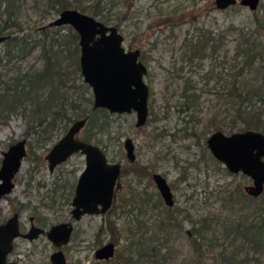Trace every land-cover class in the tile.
<instances>
[{"label":"rangeland","instance_id":"1","mask_svg":"<svg viewBox=\"0 0 264 264\" xmlns=\"http://www.w3.org/2000/svg\"><path fill=\"white\" fill-rule=\"evenodd\" d=\"M150 1L139 0L132 12L133 18L140 15L141 21L145 20L147 10L152 14L148 22L154 25L149 31H137L138 28L130 25V22L119 30L125 37L126 48H138L141 52L144 49V57L140 60L148 67L145 81L150 88L149 118L145 126L138 128L135 126V112L119 114L107 110L111 133L109 136L99 135L97 139L104 141L110 160L122 162L125 174L118 181L115 205L106 214L86 215L81 220H74L72 241L65 249L68 264H126L129 255L144 264H195L198 252L194 248L193 237L188 233L191 219L198 220L209 215L218 222L222 218H238L254 209V204L247 205L239 201L237 191L239 187L244 189L245 185L250 184L251 179L242 173H231L214 158L207 146V138L213 131H207V126L210 116L215 113L224 116L233 107L231 98L224 93V85L230 78L227 68L223 69L221 64L218 67L216 65L220 54L228 49L231 54L236 41V35L228 30L229 26L236 24L253 28L254 15L264 13V0H261L256 11L242 5L240 0L225 10L218 9L214 0ZM45 5L44 0H20L15 15L24 30L14 35L25 37L29 43L26 48L12 50L5 43L0 45L2 80L41 69L45 64L44 48L51 50L53 46L55 50H61V57L67 54L60 42L76 30L71 25L51 26L50 23L59 17L60 12L48 10ZM187 14L190 15L189 19L185 18ZM167 15L173 17V20L168 19ZM161 18L168 20L161 23ZM194 20L198 27L213 29L215 36H221L222 39L217 40L220 44L218 56L203 59L201 66L192 73L197 83L196 93L200 96L199 108L194 113L200 121L192 119L191 123H186L191 117L180 111V81L177 80L178 72H175L174 66L178 69L184 65L185 70L189 69L188 64L183 62L182 43L185 37L196 38L201 33L190 25L189 22ZM134 37L138 38L136 42L142 43V48L130 45ZM79 40L78 59L81 55ZM9 50L12 51L11 60L6 55ZM64 61L66 74L62 77L66 87L63 90L85 104L88 98L94 101L92 88L87 83V88L78 87L81 81L85 82L83 75L72 72L67 59ZM215 66L214 74L210 75L209 71ZM206 74L211 77L208 79ZM245 77L252 80L255 75L249 73ZM2 86L3 82L0 83ZM26 107V115L20 112L6 118L0 115V167L3 152L11 144L27 138V155L16 176V186L8 199H0L1 213L5 218L12 216L15 209H18L24 231L30 226L31 215L37 216V222L44 227L71 220L74 194L69 202L63 195L70 194L68 192L72 190L74 192L77 180L86 166L85 155L77 152L50 171L45 156L64 134H61L64 122L58 123L50 138L47 137L50 132L43 128L38 133L26 136L27 128L34 122L30 117L33 105L27 103ZM85 131L86 127L79 135L81 138ZM112 136L117 139H111ZM127 137H131L136 145L135 162H130L125 156L123 144ZM153 173L164 175L172 186L175 198L173 210L178 216V222L172 219L167 226L161 223L168 213L163 201H159ZM54 189H57L56 193ZM54 194L55 203L51 199ZM229 194H234V200L226 201ZM145 199L147 202L143 205ZM219 224L216 223L207 233L204 260L210 264L230 242L223 237ZM111 227L115 232L113 234L110 232ZM212 232L217 240L214 245L209 244ZM113 237L117 243L115 257L95 262L92 247L105 244ZM97 238L99 245L96 244ZM86 243L91 245V250L82 248ZM53 251V243L46 235L33 241L19 237L15 240L9 259L19 264H52L50 256ZM142 254L145 256L140 258Z\"/></svg>","mask_w":264,"mask_h":264},{"label":"trees","instance_id":"2","mask_svg":"<svg viewBox=\"0 0 264 264\" xmlns=\"http://www.w3.org/2000/svg\"><path fill=\"white\" fill-rule=\"evenodd\" d=\"M138 1L44 0V3L48 10L53 9L56 12H61L67 8L78 9L107 25L116 26L119 30H122L124 25L130 22V25L138 28L137 31H140V29H142V32L144 30L149 31L154 23L148 22L152 15L148 10L144 15L145 20L141 21L140 15L138 18H133L132 12ZM19 2L20 0H0V36L11 35L4 42L11 48L10 50L20 47L26 48L27 43H29L25 37L14 35L24 30L22 23L15 15ZM150 2L153 3L154 1L151 0ZM167 17L173 20V17L169 15ZM185 18L189 19L190 15H185ZM164 19L161 18V23L168 20ZM189 23L192 27H195L196 31L201 32L196 38L185 37L182 43L183 62L188 64L189 69L185 70L186 66L184 65L178 69L174 66L175 72H178L177 80L180 81V111L191 117L186 123H191L192 119H197L195 120L197 122L200 121L199 117L195 115L199 108L200 96L196 93L197 83L194 82L192 73L201 66L203 59L208 56H218L220 44L217 40L221 38V36H215V30L213 29L204 30L198 27L195 20ZM252 26L251 29L236 24L229 26L228 30L236 35V41L231 54L229 49L220 54L219 63L216 65L218 67L221 64L223 69L227 68V75L230 78L224 85V93L231 98L233 107L224 116L215 113L209 117L207 126L209 132L224 130L233 133L247 129L264 131V13L254 15ZM137 39V37L131 38L130 45H137L142 48V43L136 42ZM78 40V33L72 32L71 35L60 42L61 47H64V50L67 51L68 55L65 54L66 57H61V50H55L53 46H51V50L44 48L45 64L41 69L31 70L28 71V74L17 75L5 81L0 77V83L3 82V86L0 87V115L9 117L12 113L17 112L26 115V104L33 105L30 117L34 122L32 126L27 128L25 135L38 133L43 128V130L50 132L47 136L50 138L53 136V131L59 122H64L61 125V134H65L69 129L68 126L70 127L76 120L85 118L89 114L83 139L104 148V141L97 139V137L99 135H102V137L103 135L109 136L111 133L107 123V110L93 109L92 98L86 99L87 104H85L78 98L74 99L67 90H63L64 86L66 87V81L62 77L66 74L64 59H67L72 72L76 71L78 74H82L80 59H78ZM10 50L6 53L9 60H11L10 56L12 54ZM141 57H144V49ZM214 70H216V66L209 71V74H214ZM249 73H253L255 78L250 80L245 77ZM224 74L226 73L224 72ZM210 75L206 74V77L209 79ZM224 77L222 76V78ZM216 78L220 80V78ZM78 87L87 88V84L81 81ZM46 88H48V91ZM111 139H117V137L112 136ZM104 150L106 151L105 148ZM123 174H125V169L122 171ZM237 191L241 203L254 204V209L252 208L249 214L239 215L235 219H218V222L209 215H204L198 220L191 219V227L188 233L193 237L192 242L198 252V259L195 264H210L204 260L206 240L208 239L207 233L215 227L216 223H220L223 237L229 239L230 242L213 258L212 264H264V193L255 198L248 195L241 187ZM54 192L56 193L57 189H54ZM69 193L63 196L68 202L74 192L72 190ZM132 195H134L133 192ZM233 195L229 194L226 201L234 200ZM54 197L55 194L51 196L53 203L56 202ZM5 198L8 199V196ZM145 202L143 200L142 204L145 205ZM15 211L19 212L18 209H15ZM128 212H132V210ZM167 213L168 215L162 218L161 223H165L167 226L172 219L178 222V216L173 214V210L167 209ZM255 213L259 214L256 215ZM6 219L0 209V224L4 223ZM110 232L114 233L112 227ZM216 241L215 233L212 232L209 244L214 245ZM130 253L133 252L130 251ZM142 256L144 255H139L140 258ZM125 263L144 264L141 260L135 261L132 255L127 256Z\"/></svg>","mask_w":264,"mask_h":264},{"label":"water","instance_id":"3","mask_svg":"<svg viewBox=\"0 0 264 264\" xmlns=\"http://www.w3.org/2000/svg\"><path fill=\"white\" fill-rule=\"evenodd\" d=\"M218 9L225 10L238 3V0H214ZM251 11L260 7L261 0H240ZM51 26L71 25L79 34L81 72L93 91V109H106L110 113H136V127L146 125L149 118L150 88L145 81L148 67L140 60V49L127 50L125 37L114 25L75 8L61 11ZM11 35H1L0 45ZM89 116V115H88ZM88 116L76 120L55 142L45 158L50 171L65 162L77 152L86 157V166L80 174L75 195L72 199V217L81 219L84 215H103L113 206L116 185L122 173V162L111 161L105 150L98 144L79 138ZM126 158L136 160L135 144L130 137L124 140ZM211 154L233 174L242 173L252 183L244 187L245 192L259 197L264 192V131L247 129L225 133L216 130L207 138ZM27 155V140L13 143L3 153L0 167V199L10 195L16 186V176ZM153 179L164 197L166 204L174 205L173 193L168 180L160 173H154ZM33 221V218H31ZM73 224L61 222L51 226L48 231L32 224L23 234L20 228V214L15 212L0 224V264H18L9 259L15 240L23 236L30 241L46 233L48 239L59 250L52 253L53 264H66L62 249L69 243ZM115 255V245L109 242L96 252L97 259H111Z\"/></svg>","mask_w":264,"mask_h":264},{"label":"flooded vegetation","instance_id":"4","mask_svg":"<svg viewBox=\"0 0 264 264\" xmlns=\"http://www.w3.org/2000/svg\"><path fill=\"white\" fill-rule=\"evenodd\" d=\"M261 4V3H260ZM61 13V12H60ZM127 50H130V49H128V48H126ZM134 49H137V48H134ZM133 48H132V50H134ZM141 51V50H140ZM141 54H142V52H141ZM141 54H140V58H141ZM88 116V115H87ZM135 126H136V124H135ZM85 127H86V125H85ZM84 127V128H85ZM83 128V129H84ZM138 128H141V127H138ZM83 129L81 130V132L83 131ZM80 132V133H81ZM80 133H79V135H80ZM79 138L80 139H82V140H85V139H83V138H81L80 136H79ZM131 138V137H130ZM24 139V138H23ZM26 140H27V138H25ZM132 139V138H131ZM59 140V139H58ZM133 140V139H132ZM86 141V140H85ZM88 142V141H87ZM16 143V142H15ZM92 143H94V142H92ZM96 144V143H95ZM135 144V143H134ZM12 145V144H11ZM10 145V146H11ZM9 146V147H10ZM101 146V145H100ZM102 147V146H101ZM103 148V147H102ZM104 149V148H103ZM135 150H136V145H135ZM106 152V151H105ZM4 153V152H3ZM107 153V152H106ZM136 153V152H135ZM136 159H137V157H136ZM112 161V160H111ZM136 161V160H135ZM135 161H133V162H135ZM113 162H115V161H113ZM130 162H132V161H130ZM123 169H124V167L122 166V171H123ZM154 174V173H153ZM153 174H152V178H153ZM121 176H122V173H121ZM121 176L119 177V179L121 178ZM164 176V175H163ZM165 177V176H164ZM166 178V177H165ZM119 179H118V181H119ZM167 179V178H166ZM154 180V179H153ZM78 181V180H77ZM118 181H117V185H116V191H115V196H116V193L118 192V190H119V184H118ZM155 182V181H154ZM169 182V181H168ZM251 183H252V180H251ZM250 183V184H251ZM156 184V183H155ZM76 185H77V183H76ZM169 185H170V183H169ZM248 185V184H247ZM157 186V185H156ZM171 186V185H170ZM246 186V185H245ZM244 186V187H245ZM158 188V187H157ZM75 189H76V186H75ZM75 189H74V195H75ZM171 190H172V193H173V199H174V205H175V198H174V192H173V189H172V186H171ZM245 190V189H244ZM158 191H159V189H158ZM70 192V191H69ZM68 192V193H69ZM264 193V192H263ZM262 195V194H261ZM260 195V196H261ZM64 196V195H63ZM259 196V197H260ZM74 197V196H73ZM159 197H160V199H159V201L160 202H162L163 201V204H164V206H166V209H169V210H173V207H174V205H172V206H169V205H167L166 204V201H165V199H164V197L162 196V194H161V192L159 191ZM253 197V196H252ZM255 198H257V197H255ZM73 199V198H72ZM148 199V198H147ZM145 201H146V199H145ZM147 202V201H146ZM115 205V197H114V202H113V206ZM112 206V207H113ZM72 209H73V207H72ZM72 209H71V214H72ZM174 211V210H173ZM171 213V212H170ZM175 213V214H174ZM173 214L174 215H176V212H174ZM19 214H20V212H19ZM87 215H91V214H87ZM84 216H86V215H84ZM83 216V217H84ZM82 217V218H83ZM9 218V217H8ZM7 218V219H8ZM31 218H33V221H31ZM81 218V219H82ZM6 219V220H7ZM81 219H79V220H81ZM74 220L75 219H73V217H71V220H68V221H60V222H57V223H55V224H58V223H61V222H71L72 224H73V222H74ZM76 221H78V220H76ZM29 224H30V226H29V228H28V230L27 231H24L23 229H22V224H21V215H20V228H21V232L23 233V234H25V233H27L29 230H30V228H31V226H32V224H34V225H36V226H38V227H41V228H43V229H45V231H48L50 228H51V226H53V225H55V224H52V225H50V226H48V227H44V226H42V225H40V223H38L37 222V216H35V215H31L30 217H29ZM73 227H74V224H73ZM74 230H75V227H74V229H73V232H72V235H71V238H70V241H69V243H67V244H65V245H63L60 249H62L63 250V252H64V254H65V257H66V264H68V260H67V253H66V246H68L70 243H71V241H72V236H73V233H74ZM115 233V232H114ZM96 234H98L99 235V233H96ZM41 235H46V233H43V234H41ZM40 235V236H41ZM39 236V237H40ZM47 236V235H46ZM21 238H25V237H23V236H20ZM38 237V238H39ZM37 238V239H38ZM25 239H27V238H25ZM114 239V237L112 238V240H109V242H113L114 243V245H115V254H116V249H117V243H116V241L115 240H113ZM29 240V239H28ZM99 241V238H97L96 239V244L97 245H99V243L100 242H98ZM109 242H107V243H109ZM107 243H105V244H107ZM15 244V243H14ZM105 244H102V245H100V246H96L95 247V245L92 247L93 248V253H94V258H95V262H102V261H108V260H110V259H108V260H105V259H97L96 258V252H97V250L99 249V248H101L102 246H104ZM131 244V243H130ZM15 247V246H14ZM53 247H54V251L52 252V253H54L55 251H57V250H59V248H57V247H55L54 245H53ZM82 248H84L85 250H91L92 248H91V245L89 244V243H86L85 245H83V247ZM14 250V249H13ZM52 255V254H51ZM145 256V255H144ZM51 257V256H50ZM113 257H115V255L113 256ZM112 257V258H113ZM111 258V259H112ZM51 260V259H50ZM18 263V262H17ZM19 264V263H18ZM53 264V263H52ZM88 264H90V262L88 263Z\"/></svg>","mask_w":264,"mask_h":264}]
</instances>
